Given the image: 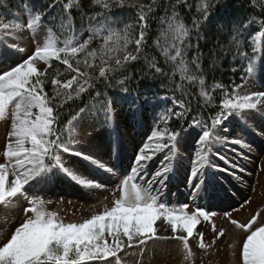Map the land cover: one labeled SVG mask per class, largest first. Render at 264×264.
Wrapping results in <instances>:
<instances>
[{
  "label": "snow or ice",
  "instance_id": "snow-or-ice-1",
  "mask_svg": "<svg viewBox=\"0 0 264 264\" xmlns=\"http://www.w3.org/2000/svg\"><path fill=\"white\" fill-rule=\"evenodd\" d=\"M57 4L62 5L61 17L57 20L53 16L49 20ZM219 4L220 0H201L196 7L199 18L193 17L191 28L176 10L181 6L191 10L189 0H175L170 5L171 14L169 7L164 6V14L158 17L164 44L161 45L159 38L153 42L166 61L179 72L181 81L199 85V98L206 106L212 105V92L223 90V86L215 84L209 90L203 75L198 74L201 70L199 54L191 59L195 72H190L185 57L186 50L192 47L190 34L195 31L199 39L201 26L209 22L212 11ZM73 7L80 9L78 0H53L44 9L33 8L26 3L25 21L0 22V37H4L0 39V122L4 126V140L0 143V208L7 210L17 201H24L21 208L23 221L4 239H0V264H122L121 254L126 250L169 238L187 246L194 235L199 237V247H206L204 234L197 233L196 229L201 218L211 222L215 214L200 205L189 211L188 203L176 207L162 199L164 189L180 172L174 163L184 131L183 124L173 129L169 127V121L173 118L187 120L192 112L185 101L176 100L175 97L173 104L180 111L165 109L147 136V141L133 150L134 156L128 170L119 173L120 196L114 199L111 207H105L81 222H65L57 212L47 210L46 205L51 201H45L39 193L53 182L68 179L89 189L102 187L98 179L86 178L68 166L73 162H66L65 156L79 158L110 176L118 175V164L111 160L101 162L86 145L80 143L81 140H90L95 131V124L83 126V134L77 131L80 122L89 113L88 107H80L61 126L62 110L70 101L74 102L94 89L96 82L102 81L106 87H111L115 80L120 91L128 93L127 75L120 78L115 74L124 72L130 63L141 59L147 45L149 20L155 18L158 0H150V3L141 0H91V8L99 10H81V20L86 22L89 33L83 40L75 38L71 15ZM116 9L134 10L135 21L121 27L112 19ZM252 23L248 21L242 27L247 28ZM57 24L63 33H70L63 41L56 36ZM258 24L259 30L251 35L253 56L261 51V38H264V19L259 20ZM136 29L138 33H135ZM25 31L33 43V51L27 58L18 60L17 52L25 49L18 46L16 37ZM234 31L233 40L239 44V28ZM5 39L11 42L5 43ZM94 42H99L98 46L93 47ZM130 46L133 47L130 49ZM239 55L248 60L246 75H264V56L256 61L246 51H240ZM97 58L99 64L95 63ZM52 59L65 65V72L72 75L63 80L52 78V94L49 95L45 92V85L49 83L47 74ZM37 61H42L45 67L38 68ZM97 68L98 75L89 72V69L95 72ZM149 68L155 73H162L155 57ZM60 75L57 70L56 76ZM242 87L238 85L223 93L219 111L210 117L211 126L199 116L191 117L189 126L201 128L196 159L190 158L191 167L186 170L183 180L193 204L201 198V193H207L213 181H217L216 173L235 175L234 170L238 167L219 151L215 155L225 162V166L211 164L209 156L213 146L222 141L223 144L250 147L239 138H229L217 132L219 128H223L224 133L229 131L226 127L229 118L235 119L237 115L243 116L248 112L264 113V91L240 94L238 89ZM100 95L97 91L96 96ZM113 104L111 99H107L96 112L95 119L103 126L113 123ZM261 118L264 119V116ZM159 122H163V128L159 127ZM64 133L68 134L67 141ZM158 153H165L164 159L149 175L148 165ZM207 169L212 171L208 172ZM258 216L259 213L247 223L230 221L247 233L242 241V264H264V223L254 227ZM161 228L170 232L171 236L161 237ZM212 231L216 232L215 224ZM223 236V230L217 233V239ZM185 250L191 253V249L185 247Z\"/></svg>",
  "mask_w": 264,
  "mask_h": 264
},
{
  "label": "rangeland",
  "instance_id": "rangeland-1",
  "mask_svg": "<svg viewBox=\"0 0 264 264\" xmlns=\"http://www.w3.org/2000/svg\"><path fill=\"white\" fill-rule=\"evenodd\" d=\"M5 6H7V1L1 0L0 22H23L26 20L25 12L16 13L12 18L4 15L1 8ZM3 38L0 37V39ZM16 39L18 46L25 49L22 52H17L16 59L27 58L33 51V43L29 39L28 33L25 31L18 34ZM10 42L5 39V43ZM260 47L259 55L261 57L264 56V38H261ZM36 65L41 69L45 67L42 61H37ZM241 85L243 87L238 89L240 94L264 91V75L248 76ZM165 105V99H158L144 105L140 101V95L126 96L123 107L118 110L113 109L115 115L113 123L109 126H103L95 119L97 111L90 110L84 120L80 122L81 126L77 131L83 134V126L93 124H95V131L92 132L90 140H81L80 143L86 145L101 162L111 160L112 163L118 164V175L110 176L79 160V158L65 156L66 162H73L69 163L68 166L86 178L98 179L102 187L89 189L68 179L53 182L43 192L39 193L45 201L56 202V206L53 203H48L46 207L61 210L70 208L71 215L75 218L68 222H81L83 219L102 211L105 207H111L114 199L120 196L118 190L119 173L128 170L134 156L133 150L147 141V136L151 134V130L154 128V120L163 114ZM262 116L264 113L248 112L243 116L237 115L235 119L229 118L226 122V127L229 129L227 133L223 132V128L217 129L218 134L229 138H239L250 147L242 148L239 145L223 144L222 141L213 146L209 156L211 164L225 166V162L219 160L215 155L219 151L238 167L234 170L235 175L216 173L217 181H213L207 193H201V198L197 199L194 204L193 198L188 195L189 189L183 180L184 173L191 167V160L195 157L197 138L201 128L192 127L182 133L183 138L178 148L177 161L174 163V167L178 166L180 172L168 183L162 199L169 205L174 204L175 206L188 203L189 211L194 210L196 205H200L215 214L211 217V222L203 221L201 218V223L196 229L197 233L202 232L204 234L203 243L206 247H199L198 235L193 236L188 243L192 248L190 257L193 258L191 260L193 264H239V249L242 247V241L246 238L247 233L235 225L232 226L234 229L228 226V231L225 228L227 216L238 211L236 209L240 206L243 205V211L238 213L239 223H247L253 217L250 216L254 211L259 213L254 227L264 223V119L261 118ZM89 131L92 129L89 128ZM3 139L4 126L3 122H0V143ZM164 155L165 153H158L149 163V175L160 166ZM207 171L211 172L212 169H207ZM147 178L148 176H146ZM258 187H261L262 190ZM254 191L256 192L254 193ZM31 192L32 190H30V194ZM69 202H72L71 206L68 205ZM22 206H24V201L21 199L14 203L10 209L0 208V239H4L10 231L23 221ZM253 208L255 209L253 210ZM221 209L223 212L219 211ZM213 224H215L216 232L212 231ZM221 230L224 231V236L217 239V233ZM159 235L170 237L171 233L165 232L161 228ZM184 249L179 241L170 238L150 241L141 247L126 250L121 254V262L122 264H135L136 262L138 264H172L171 261H174L178 256L184 257L186 252Z\"/></svg>",
  "mask_w": 264,
  "mask_h": 264
},
{
  "label": "trees",
  "instance_id": "trees-1",
  "mask_svg": "<svg viewBox=\"0 0 264 264\" xmlns=\"http://www.w3.org/2000/svg\"><path fill=\"white\" fill-rule=\"evenodd\" d=\"M9 7L15 10L25 9L24 5L30 4L33 8L44 9L53 0H8ZM66 2V0H64ZM80 9L75 7L71 10V15L74 20V32L77 40L86 39L89 35L86 22H82L80 17L81 10L91 12V0H78ZM143 3H150V0H141ZM175 0H158V7L155 13V18L149 20V31L147 37V45L141 54V59L130 63L122 73H116L115 75L123 78L126 74L128 79L126 86L129 91L127 94L120 91V87L115 84V80L112 81L111 87H106L105 84L100 81L96 82V87L90 89L89 93L84 94L80 99L74 102H69L68 105L62 110L61 126L67 122L72 114L79 110L80 107L87 106L89 110L94 108L98 110L100 105L107 99H111L114 104V109H119L123 105L124 97L131 94L144 95V102H149L157 99L158 97H167L168 99L175 97L176 100H183L188 106L191 107L192 112L189 114L187 120H176L173 118L169 121V127L175 129L183 124L184 130L188 129L191 123L192 116H199L202 120L207 122L211 126L210 117L215 116L219 111V102L223 97V93L232 90L235 85L241 83V77L244 72L243 60L245 57L240 56V51H246L249 57L252 55V42L251 35L257 30L250 28L244 29L242 25L248 21L254 20L258 22L264 19V0H220L218 8L212 11V16L209 17V22L204 23L201 26L199 39L193 31L190 34V40L192 47L187 49V55L185 59L189 62L190 72H195L194 66L191 64V59L194 55L199 54L201 70L200 73L206 80V87L211 90L215 84H221L223 90L216 89L212 92L213 100L211 106L204 105V102L199 98V85L190 84L187 80L181 81L180 74L174 68V66L166 61L165 57L161 54V50L153 43L158 38L161 41V45L164 44L163 37L160 36L162 25L159 23L158 17L163 15V7H169V14H171V4ZM214 2V0H213ZM192 5L191 10L187 7L181 6L176 10L180 12L181 18L184 23L191 28V21L194 16L198 17L196 7L201 3V0H189ZM9 7L4 8L6 11ZM61 4L52 10V13L48 19H52L53 16L57 17V20L61 17ZM112 19L115 20L121 27L125 23L134 22L136 19L135 11L132 9H116L112 15ZM239 28L240 43L237 44L233 40L235 29ZM138 33V29L135 30ZM66 35L59 29L57 24L56 36L60 41L66 38ZM99 42H94L93 47L98 46ZM133 46H130V49ZM155 57V62L162 69V73H155L154 70L149 68V64L152 62V58ZM99 59L95 60L96 64H99ZM66 66L60 62L52 59L51 67L48 69L49 83L45 85V92L49 95L52 94V85L50 80L52 78L69 79L71 73L65 72ZM236 69V70H235ZM59 70L60 76H56V71ZM83 70V69H82ZM94 75H98V68L93 72ZM181 85V87H177ZM101 93L100 97L96 96V92ZM173 111H180L178 106H173L170 103V107ZM158 123V121H157ZM159 127L163 128V122H159ZM64 139L66 136L64 133Z\"/></svg>",
  "mask_w": 264,
  "mask_h": 264
},
{
  "label": "bare ground",
  "instance_id": "bare-ground-1",
  "mask_svg": "<svg viewBox=\"0 0 264 264\" xmlns=\"http://www.w3.org/2000/svg\"><path fill=\"white\" fill-rule=\"evenodd\" d=\"M7 1V6L6 7H9V1L8 0H6ZM9 9H11V10H13V11H15V12H18V10H15V9H12L11 7H9ZM231 203V202H230Z\"/></svg>",
  "mask_w": 264,
  "mask_h": 264
}]
</instances>
